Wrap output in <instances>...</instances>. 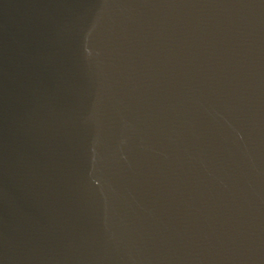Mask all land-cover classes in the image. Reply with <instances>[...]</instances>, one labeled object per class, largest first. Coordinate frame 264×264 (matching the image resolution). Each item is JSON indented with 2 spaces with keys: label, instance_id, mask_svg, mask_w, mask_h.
<instances>
[{
  "label": "water",
  "instance_id": "95a60500",
  "mask_svg": "<svg viewBox=\"0 0 264 264\" xmlns=\"http://www.w3.org/2000/svg\"><path fill=\"white\" fill-rule=\"evenodd\" d=\"M0 264H264V0H0Z\"/></svg>",
  "mask_w": 264,
  "mask_h": 264
}]
</instances>
